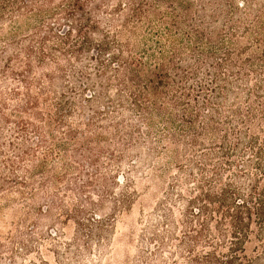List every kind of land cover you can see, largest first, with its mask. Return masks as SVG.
Returning <instances> with one entry per match:
<instances>
[{"label":"trees","instance_id":"16d2710c","mask_svg":"<svg viewBox=\"0 0 264 264\" xmlns=\"http://www.w3.org/2000/svg\"><path fill=\"white\" fill-rule=\"evenodd\" d=\"M147 171L152 256L264 264V0H0V199L39 216L0 264H49L43 216L56 264L102 262Z\"/></svg>","mask_w":264,"mask_h":264},{"label":"rangeland","instance_id":"374dc122","mask_svg":"<svg viewBox=\"0 0 264 264\" xmlns=\"http://www.w3.org/2000/svg\"><path fill=\"white\" fill-rule=\"evenodd\" d=\"M240 1L242 0H234L236 4ZM64 164V162L58 164V172H61ZM155 165L158 167V164ZM165 167L169 168L171 164L166 163ZM173 173H175L174 170ZM153 175L152 171H147L146 176L149 179L139 183V199L137 202L129 209L119 213L112 229L109 248L105 252L106 255L102 262L98 261L97 257L94 256V261L89 264H166L165 260L169 259V249L163 251L164 260H159L151 255L155 250V244L152 242L151 227L158 220L157 207L163 199L165 189L167 188L166 176L153 181ZM119 191L117 189L116 193H119ZM94 198L97 201V197L94 196ZM76 203V196L73 193L70 194L67 197V204L73 206ZM46 204L48 203L42 202V205L47 206ZM31 205L25 208L17 196L0 199V246H5V250H12L13 248H16V250L18 248L19 250L21 245L18 244V240L21 232L25 234L31 233L34 222H38L39 216L36 211L30 212L28 215ZM101 213L106 214V211L105 213L101 211ZM54 230L63 231L64 240L70 241L75 235L76 226L73 221L67 225H59L52 216L40 218L39 225H37L34 233L44 242L40 250L43 260L49 264H56V259L53 253H51V245L43 240L42 234L51 233ZM142 256L148 257V262H144ZM36 260H39V257L33 253L27 256L23 260V263L31 264ZM20 262L22 263L21 260ZM4 264H9V257H7Z\"/></svg>","mask_w":264,"mask_h":264}]
</instances>
